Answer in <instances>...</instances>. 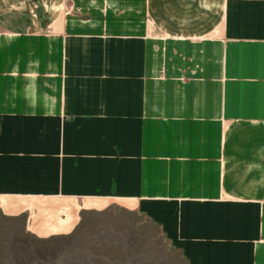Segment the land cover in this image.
<instances>
[{
    "label": "crops",
    "instance_id": "crops-1",
    "mask_svg": "<svg viewBox=\"0 0 264 264\" xmlns=\"http://www.w3.org/2000/svg\"><path fill=\"white\" fill-rule=\"evenodd\" d=\"M157 1L0 0V199L133 207L187 264H264V0Z\"/></svg>",
    "mask_w": 264,
    "mask_h": 264
},
{
    "label": "rangeland",
    "instance_id": "rangeland-1",
    "mask_svg": "<svg viewBox=\"0 0 264 264\" xmlns=\"http://www.w3.org/2000/svg\"><path fill=\"white\" fill-rule=\"evenodd\" d=\"M54 4L47 7L49 13L82 15V19L91 16L80 14L75 0ZM43 6L40 16L45 14L47 20ZM160 8L172 6L153 4L152 17L147 19L175 15L160 12ZM79 216L71 233L40 237L28 231L26 215L0 214V264H187L160 229L135 210L109 203L103 209L82 210Z\"/></svg>",
    "mask_w": 264,
    "mask_h": 264
},
{
    "label": "bare ground",
    "instance_id": "bare-ground-1",
    "mask_svg": "<svg viewBox=\"0 0 264 264\" xmlns=\"http://www.w3.org/2000/svg\"><path fill=\"white\" fill-rule=\"evenodd\" d=\"M104 207L106 206L0 199V214L12 217L26 215L28 231L40 237L67 235L79 223L82 210ZM128 208L135 210L133 207Z\"/></svg>",
    "mask_w": 264,
    "mask_h": 264
},
{
    "label": "trees",
    "instance_id": "trees-1",
    "mask_svg": "<svg viewBox=\"0 0 264 264\" xmlns=\"http://www.w3.org/2000/svg\"><path fill=\"white\" fill-rule=\"evenodd\" d=\"M149 220V219H148ZM152 224H154V226L158 227V225L154 222H152L151 220H149ZM174 248V247H173Z\"/></svg>",
    "mask_w": 264,
    "mask_h": 264
}]
</instances>
